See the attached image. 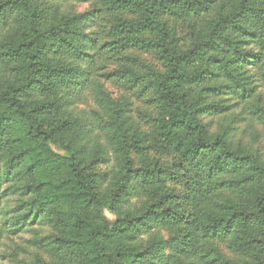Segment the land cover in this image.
I'll return each instance as SVG.
<instances>
[{"label":"trees","instance_id":"1","mask_svg":"<svg viewBox=\"0 0 264 264\" xmlns=\"http://www.w3.org/2000/svg\"><path fill=\"white\" fill-rule=\"evenodd\" d=\"M56 1L0 0V242L34 233L17 264H155L168 249L187 264H264V147L236 140L264 116L249 109L264 87V0H74L90 4L81 16ZM89 91L97 111L63 113ZM95 132L104 144L89 152ZM149 151L177 162L140 167ZM168 181L186 188L180 215ZM133 193L142 214L125 211ZM163 225L182 234L142 248Z\"/></svg>","mask_w":264,"mask_h":264},{"label":"rangeland","instance_id":"2","mask_svg":"<svg viewBox=\"0 0 264 264\" xmlns=\"http://www.w3.org/2000/svg\"><path fill=\"white\" fill-rule=\"evenodd\" d=\"M57 5V12L63 15L68 16H81L87 14L89 11H91V7L89 3H83L78 2L74 0H57L55 2ZM175 32L179 41V46L181 50L188 49L193 41V34L189 30L186 23L183 22H177L175 26ZM112 67H109V70ZM100 84L102 85L105 92H108L111 94V98L115 99L118 95V89L117 87H113L110 82L104 81V79H100ZM103 81V82H102ZM257 98L253 100V102L249 105V109L252 110V112H255L258 110L262 115L264 114V87L261 86L259 89ZM260 97V99H259ZM69 107L66 105L65 108L62 110L63 113H67L71 117H78L82 118L89 117L91 113L94 111H97L98 109V103L96 100L95 93L92 91H89L85 93L80 101L77 103H69ZM257 115V114H256ZM250 114L247 117V121L245 124L241 125L240 133L237 135L236 140L241 144L242 148L259 152V154H262L263 147H264V116H262L261 120H258L255 116ZM222 123V121H221ZM75 130L71 131V134H75ZM86 144L88 145L89 152L91 150L99 151L100 147H103V139L100 137V132H95L93 136H89L85 140ZM56 149V148H55ZM57 152L61 153V149L57 147ZM177 162V157L175 154H162L159 152H147L144 159H142V164L140 167H146V164H149L152 166L158 165L162 167H171L173 164ZM111 169V163H108V165L99 164L96 167V171L98 170H105V168ZM180 173H182V169H178ZM167 188L169 192L173 193V195L177 196L179 200L177 201L179 205L174 206L176 209L175 212L181 214V210L184 207V204L181 203V199L184 197V194L186 192V188L184 185L177 184L175 182L168 181L167 182ZM128 202L125 206V211L127 213L131 214H142L146 211V209L149 207L148 204H146V199L139 198L137 194H131L128 198ZM103 218L109 222H114V216L103 212L102 213ZM185 219H189L191 214L190 210L187 208L184 211ZM182 229V230H181ZM183 227L181 226L180 230L177 232L175 231V226H167L163 225V227L160 230H153L151 234H156V238L151 237L147 238V236H143L140 241L142 243L141 247L144 248L143 245H148L152 241L156 242H165L169 243V240L171 236L175 235L177 233L182 234ZM156 232V233H155ZM34 234V233H33ZM32 233H26L22 234L20 236H8L5 235L3 239L0 242V264H17L21 262H28L31 261L34 255V250L30 246L29 240L33 236ZM141 236V235H140ZM139 236V237H140ZM166 246V245H165ZM140 247V248H141ZM141 248V249H142ZM163 259V260H162ZM160 262L156 261L155 264H187L184 263L185 259H178L175 256H173L168 250H164L163 257H160Z\"/></svg>","mask_w":264,"mask_h":264}]
</instances>
